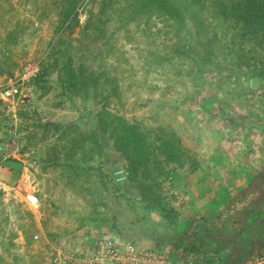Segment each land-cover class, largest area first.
<instances>
[{"label": "rangeland", "instance_id": "374dc122", "mask_svg": "<svg viewBox=\"0 0 264 264\" xmlns=\"http://www.w3.org/2000/svg\"><path fill=\"white\" fill-rule=\"evenodd\" d=\"M176 1L184 21L156 11L133 19L124 0L74 4L80 24L64 36L74 38V67L76 55L91 50L88 68L120 81V99L106 108L146 140L83 143L67 163L73 137L95 129L103 109L94 90L89 100L66 93L49 56L72 0H0V264H79L103 237L154 250L170 264H212L206 246L184 256L208 235L232 244L218 264L264 253V0H221L236 41L219 20L213 30L201 6ZM13 29L22 31L16 43L8 40ZM216 32L224 50L206 45ZM23 59L37 63L36 75L43 62L49 67L48 92L25 85L11 96L10 74L27 67ZM121 167L127 179L118 183ZM229 189L240 191L228 196Z\"/></svg>", "mask_w": 264, "mask_h": 264}, {"label": "trees", "instance_id": "16d2710c", "mask_svg": "<svg viewBox=\"0 0 264 264\" xmlns=\"http://www.w3.org/2000/svg\"><path fill=\"white\" fill-rule=\"evenodd\" d=\"M77 1L78 0H72L73 5L71 4V6L67 9L68 11L66 14L68 19L63 22V25L60 28L61 32L59 31L60 38L55 41L51 52H49V56L53 55V57H51L53 58L52 66L56 70L62 87L64 88L66 93L67 91H69L74 93L75 95L84 94L85 98L89 100L91 91L94 90L92 96H94L95 98H98L100 94H103L102 99L99 100V103L103 105V109L96 114L95 129L87 130L85 133H81L79 136L73 137V141L70 142L71 146L69 148V154L71 156H67L65 160V162L67 163H70V160H72L75 156L74 152L77 148L80 149L79 146L83 143L91 144L93 146L98 145L100 148H102L103 142L105 144L115 143L116 146L123 145L129 147L131 145L130 140L136 139L135 136L137 135V141L146 140L144 134L139 135V133H136V127L132 125L123 115L115 114L108 110V108H106L110 105V101L113 97H118L120 99V81L113 75H107L105 72L97 73L93 69L88 68L87 64L92 55L91 50L87 52V55L86 53H84L82 56L80 54H77L76 56H79L78 60L81 62L78 68L74 67L75 52L77 50L73 49L72 43L74 41V38L72 36L69 40L65 41L64 36L69 34L67 37H70L71 34H73L72 31H74V29L77 28V26H79L80 24V14L79 11H77L76 6H74ZM188 2L190 4L187 7V10L192 9V6L196 8L201 6L202 8L200 11H206L209 13V18L212 21L211 26L213 30H217L215 27V21L219 20L222 23V28H225V30L223 31L226 33H223V35L226 37H231L232 34L236 41V31L234 28H232L230 23L228 24L225 18L226 13L230 7L228 6V4L223 3L221 0H203L202 2L200 0H188ZM123 3L125 4L123 7L125 12L128 13V15L133 19H139L142 16H151L156 11L157 13L164 14V18L169 17L176 20V22L184 21V14L181 3H178L176 0H124ZM107 7V2L102 4V9L100 11L101 15L106 14ZM116 7L117 10L122 11V8L120 6ZM201 24L204 25L202 26L203 29L207 30L206 25L203 22ZM91 25L92 22H87L84 26V30L88 31ZM168 26L173 27L176 34L181 33L180 30H182V28L179 27V25L168 24ZM21 33V29L11 30L8 34V40L16 43V40L19 36H21ZM85 33V31L81 32V43H84L83 35H85ZM198 35L201 34L198 33ZM180 39L181 46L177 48L178 52H182L185 48V46H183V39ZM223 41H225L224 37ZM221 43L223 44L222 38H219V33L216 32L215 41L206 45L210 49H216V47L218 46V50L222 48L224 50V46ZM88 45H90V42L87 43L84 48H88L89 50ZM98 51L101 55L100 50ZM213 53L214 51H212V54ZM239 60L242 63L246 62L244 59ZM12 65L15 66L14 62L12 63ZM41 65V71L28 83V85L32 86L35 91H37V89L45 90L47 88L45 77L50 75L48 71L49 67H44V62ZM237 65L239 67H242V65L239 63ZM10 75L11 77H13V74ZM102 77H104L105 80L103 83H101V85H99L97 81ZM48 90L50 89L48 88L47 90H45V93L48 92ZM47 130L48 127L46 131ZM63 136L66 135L63 134Z\"/></svg>", "mask_w": 264, "mask_h": 264}, {"label": "built area", "instance_id": "2783aa9c", "mask_svg": "<svg viewBox=\"0 0 264 264\" xmlns=\"http://www.w3.org/2000/svg\"><path fill=\"white\" fill-rule=\"evenodd\" d=\"M114 179L118 183H123L127 179L125 171L117 170L114 173ZM83 255L81 261L84 264H170V261L161 253L138 249L132 243L107 237L98 239L94 246ZM242 264H264V253L249 257Z\"/></svg>", "mask_w": 264, "mask_h": 264}, {"label": "crops", "instance_id": "0c3cea01", "mask_svg": "<svg viewBox=\"0 0 264 264\" xmlns=\"http://www.w3.org/2000/svg\"><path fill=\"white\" fill-rule=\"evenodd\" d=\"M5 171V170H4ZM6 172H11L10 171V169H8V171H6ZM233 186H238V185H236V183H233ZM227 191V190H226ZM228 191H229V193H228ZM227 191V193H228V196H229V194L231 193V192H239L240 191V189H236V190H233V189H229ZM222 193H224V191H222ZM202 208V207H201ZM206 207H204L203 206V208H202V211L201 212H203V216H204V214L205 213H207L206 214V216H209V213L211 214V210H208L207 208L205 209ZM209 220V219H208ZM214 227L216 228V229H218L217 228V226H215V224H214ZM180 228H182V226L180 225ZM216 231V230H215ZM236 231H238V227H237V229H236ZM230 234H232L231 236H232V238H233V236H235V237H237V236H241L240 234H238V235H235V233H233L232 232V229H231V232H230ZM235 237H234V239H235ZM239 237L237 238V239H239ZM196 239H194L193 241H190V243L192 244V245H194L193 243H194V241H195ZM217 239H216V236L213 238L211 235H208L207 236V241H206V243H202V245H201V247L199 246V245H196V250H195V247H191V248H189V247H187L188 249H186V252H185V254H184V256H185V258L186 259H189L190 258V255H191V252L192 253H196V255H201V250L203 249L202 247L203 246H206V249L207 250H209V252H207L208 253V255L207 254H204V256H207V257H209V258H215L214 259V262L212 263V264H218L219 262V258L221 259V258H223V253L224 252H226V247H228V248H230V246H232V244H229V245H227V243H226V246H222V244L220 243V242H218V240L216 241ZM183 241L185 242L186 241V238L185 239H183ZM177 242V241H176ZM179 242V241H178ZM203 242V241H202ZM95 243V242H94ZM94 243H92V244H90L89 245V247L90 246H93L94 245ZM159 245V244H158ZM155 247H157V244L155 245ZM188 250H191V251H188ZM188 251V252H187ZM212 251V252H211ZM199 253V254H198ZM203 253V252H202ZM174 254V253H173ZM173 254H170V257L171 258H173ZM203 255V254H202ZM222 256V257H221ZM174 259V258H173ZM185 261V260H184ZM79 264H83V263H79Z\"/></svg>", "mask_w": 264, "mask_h": 264}, {"label": "clouds", "instance_id": "9594fccd", "mask_svg": "<svg viewBox=\"0 0 264 264\" xmlns=\"http://www.w3.org/2000/svg\"><path fill=\"white\" fill-rule=\"evenodd\" d=\"M25 59H23V61H24ZM24 66H27V67H25V68H23V70L21 71V72H19L17 75H15V77L13 76V78L11 77V80H10V90H8V92H11L10 94H11V96H18V94H23V92H22V88L21 87H23L24 88V86L25 85H27L28 86V83L34 78V77H36L37 75H36V71L38 70V65H37V63H34L33 65L31 64V63H29V62H27V61H24V64H23ZM25 75H29V77H25ZM26 78V79H25ZM13 79H14V81H13ZM15 89H17V91H15ZM119 169H123L124 171H125V169L123 168V167H121V168H119ZM118 168L117 169H115V171L113 172V174L117 171V170H119ZM104 238V237H103ZM100 239V238H99ZM114 239H118V240H120V241H124V242H127V241H125V240H122V239H119V238H114ZM98 240V239H97ZM96 240V241H97ZM95 241V242H96ZM127 243H130V242H127ZM95 244V243H94ZM94 246V245H93ZM93 246H90L89 248L91 249ZM88 248V249H89ZM87 249V250H88ZM86 250V251H87ZM86 251L84 252V253H86ZM84 253H82V255H81V257H79L80 259H79V262L80 263H83L82 261H81V258H83L84 257ZM84 264V263H83Z\"/></svg>", "mask_w": 264, "mask_h": 264}]
</instances>
